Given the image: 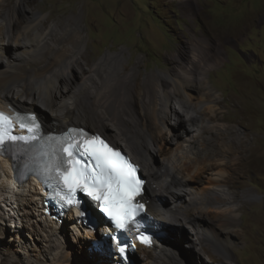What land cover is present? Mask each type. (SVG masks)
<instances>
[{
    "label": "bare ground",
    "instance_id": "1",
    "mask_svg": "<svg viewBox=\"0 0 264 264\" xmlns=\"http://www.w3.org/2000/svg\"><path fill=\"white\" fill-rule=\"evenodd\" d=\"M27 1L0 0V19L5 21L0 24V107L37 112L48 131L78 125L95 129L113 142L129 140L137 160L146 166L144 199L150 211L164 231L178 228L173 234L161 235L153 248L138 247L145 254L143 264H234L236 236L242 235L236 229L242 196L229 187H233V175H239L242 166L251 161L254 148L249 133L240 137L238 129L222 123L226 119L224 101L208 77L225 62L221 52L213 53L208 37L193 32L178 52L167 56L170 68L142 78L141 71H128L125 50L108 52L92 62L84 51V28L78 18L58 24L38 11L22 21L15 15V7ZM177 1L189 15L194 14L193 0ZM210 38L213 44L220 39ZM241 39L239 35L236 42ZM78 68L83 77L75 84L73 74ZM203 118L207 123L184 141L186 133ZM205 133L216 137H205ZM177 138L180 148L165 151L173 148ZM156 155L162 156L161 163L156 162ZM11 162L0 157V181L6 179L0 188H11L27 215L25 211L39 206V198L43 203L45 190L34 177L17 182ZM211 170H217L216 176L206 174ZM167 196L170 198L164 201ZM181 197H185L182 203ZM184 219L195 231L184 229ZM66 220L58 225L46 219L43 224L42 229L55 237L57 245L46 264H70L75 254L80 264H116L115 257H108L107 247L92 259L95 263L62 241ZM69 220L78 221L74 215ZM73 224L72 231L86 230L84 225ZM81 236L99 238L98 233L87 230ZM75 237L82 252V240ZM184 243L198 244L197 253L182 254L179 249Z\"/></svg>",
    "mask_w": 264,
    "mask_h": 264
},
{
    "label": "rangeland",
    "instance_id": "2",
    "mask_svg": "<svg viewBox=\"0 0 264 264\" xmlns=\"http://www.w3.org/2000/svg\"><path fill=\"white\" fill-rule=\"evenodd\" d=\"M193 1L192 16L177 0H28L22 7H15V15L24 21L33 12L40 11L50 16V22L58 24L69 19L74 22V18H78L84 28V51L92 62L108 52L125 50L128 71H141L142 78L170 68L172 62L167 56L185 45L187 35L194 32L208 37L212 52L220 51L225 59L208 76L224 101L222 110L226 119L222 123L238 129L240 137L249 133L250 146L254 148L251 161L242 166L239 175H233L230 183L233 187H229L243 197L240 198L242 207L236 228L242 235L236 236L233 263L264 264V0ZM3 23L4 19H0V24ZM211 35L220 39L213 44ZM239 35L242 39L236 42ZM82 77L81 69H75L74 83ZM136 106L141 112L139 101ZM206 121L201 119L193 131L186 133L184 141L198 133ZM204 136L216 137L209 133ZM178 138L172 144L173 148L165 151L179 149ZM114 142L138 159L129 140L119 138ZM155 159L161 163L163 158L156 155ZM143 173L147 176L145 163ZM210 173L206 174L216 176L217 170ZM5 180L0 181V185L4 186ZM164 198L167 201L170 197ZM181 199V203L185 201V197ZM171 201H174L172 196ZM168 205L172 206V203ZM25 212L27 215L20 209L17 195L11 188H0V264H46L51 261L48 257L57 251L55 237L42 229L46 221L42 200L39 198V206ZM66 222V235L60 236L61 240L72 244L88 261L97 258L93 240L81 236L86 231L83 228L71 230L73 223L82 224L69 218ZM183 227L195 231L190 222L184 223ZM176 228L165 231L166 235L177 232ZM96 233L101 235L100 230ZM75 235L82 240V252ZM190 237L197 240L192 234ZM198 246L184 243L179 251L185 255L195 254ZM135 256L138 262L134 264H143L145 254L137 251ZM93 262L97 263V260ZM80 263L75 254L70 264Z\"/></svg>",
    "mask_w": 264,
    "mask_h": 264
},
{
    "label": "snow or ice",
    "instance_id": "3",
    "mask_svg": "<svg viewBox=\"0 0 264 264\" xmlns=\"http://www.w3.org/2000/svg\"><path fill=\"white\" fill-rule=\"evenodd\" d=\"M29 119L34 127H39L35 123V117ZM8 120V117L0 113V125ZM4 139L5 135L0 134V143ZM64 151L68 152L70 158L69 167L61 173L64 184L70 191L82 188L89 196L102 202L101 210L115 221L117 228L124 229L133 220V199L138 194L141 183L135 176V166L120 151L109 147L99 138L83 142L82 154L94 162L90 166L82 164L80 160L71 159L72 152L69 148ZM142 207L137 205L135 211ZM120 251L123 252V248Z\"/></svg>",
    "mask_w": 264,
    "mask_h": 264
},
{
    "label": "clouds",
    "instance_id": "4",
    "mask_svg": "<svg viewBox=\"0 0 264 264\" xmlns=\"http://www.w3.org/2000/svg\"><path fill=\"white\" fill-rule=\"evenodd\" d=\"M3 109L4 110H8V111H13L12 109H14V110H17L19 112L29 113V115H32V117L38 118L40 120L41 124H42L41 118L39 117L37 112L27 111V110H24V109H21V108H16V107L10 106V105L5 106V108H3ZM42 126H43L44 130L46 131V134H50V133L63 134L65 132L69 131L71 128H75V127L84 128L91 135L92 134H99V135H101V137L103 139H105L106 142L109 143V145L111 147H113L116 150L122 151L123 154H124V158L126 160L130 161L133 166H135V169H136L135 176L137 177V179L141 183H140L138 194L133 199L134 215L139 213V212H142V213H144L147 216L146 221L144 222L142 220V222L146 223V224H149L148 229L150 231H152L153 237L155 238V241L152 244H150V245H144V244H139L138 243L137 244L138 246H137L136 250L133 251V252H130L128 254L129 262H127V264L137 263L138 261L134 262L131 257H135L136 258L135 255H136V252H137V249H138L139 246L153 248V247H155V243L159 242V240H160L159 237L161 235H166V232L162 229V225L158 222V220L156 219L155 215L150 211L149 204L144 199L145 191H146L147 186H148V180H147V176L143 173V165H141V163H139V161L136 159V157L133 156V154L130 151H128L124 146L113 142L109 137L103 135L102 133H97L95 130H92V129L88 128V127L78 126V125H70L64 131L55 132V131H48L44 127L43 124H42ZM0 157L9 158V157L1 155V154H0ZM12 171L14 173V179L16 181L18 180L19 182H23V181L29 179L30 177H34L41 184L42 188L45 190V192L43 193L44 195H43V203H42V211H43V216H44L45 220L49 219V220L55 221L56 223H58V225H61V224H63V222H64V220L66 218H69L70 216L74 215L75 218L79 221V223L84 225V227H85V229L87 231H89L91 233H95V234H97L96 232H98V230L101 231V235H99V238L98 239H93V241H92V246H93L94 250L97 253L98 252L99 253H103L104 249L107 247V250H108L107 255H108V257L109 258L115 257V259L117 260L116 263L120 262V263L123 264V258L122 257H117L116 254L113 253L109 249V246L113 245V239H112V236L109 235V233L108 234L106 233V231L112 232L114 230V228L116 227V225L114 224V221H113L112 218H110L111 220H109L104 214H102L100 212L101 211L100 208H101V203L102 202L95 200L93 197L89 196L85 191H81L79 189H74L73 190V195L71 196V199H70V203L67 202V204H66L67 210H65L63 212V215H61V213L60 214L58 213V211H59L58 208H56L53 204H50V203L47 204L46 203V194H47L48 190L45 187V185H43L42 181L39 179V177L37 175H35V174L34 175H30L29 177H27L25 179L19 180V179L16 178L17 177L16 171L13 170V169H12ZM137 205H142L143 207L139 211H135V208H136ZM63 206L64 205H61V209L60 210H63ZM46 207L50 209L51 215L47 214L45 212L44 208H46ZM108 224L110 226V229L106 227ZM113 224L115 225V227H114ZM133 229H132V233H134ZM101 242H105L106 245L105 246L98 245L97 247L94 245V244L101 243ZM95 248H98L99 250L95 249Z\"/></svg>",
    "mask_w": 264,
    "mask_h": 264
},
{
    "label": "water",
    "instance_id": "5",
    "mask_svg": "<svg viewBox=\"0 0 264 264\" xmlns=\"http://www.w3.org/2000/svg\"><path fill=\"white\" fill-rule=\"evenodd\" d=\"M134 262H137V259L135 257H131Z\"/></svg>",
    "mask_w": 264,
    "mask_h": 264
}]
</instances>
